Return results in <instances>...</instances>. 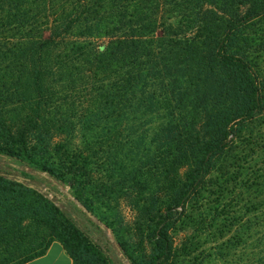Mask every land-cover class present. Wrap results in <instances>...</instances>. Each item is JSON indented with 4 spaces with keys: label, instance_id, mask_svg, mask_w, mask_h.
<instances>
[{
    "label": "trees",
    "instance_id": "1",
    "mask_svg": "<svg viewBox=\"0 0 264 264\" xmlns=\"http://www.w3.org/2000/svg\"><path fill=\"white\" fill-rule=\"evenodd\" d=\"M0 190L72 264H264V0H0Z\"/></svg>",
    "mask_w": 264,
    "mask_h": 264
},
{
    "label": "crops",
    "instance_id": "2",
    "mask_svg": "<svg viewBox=\"0 0 264 264\" xmlns=\"http://www.w3.org/2000/svg\"><path fill=\"white\" fill-rule=\"evenodd\" d=\"M49 222V213L33 196L0 190V264H72L58 242L47 246ZM45 247L42 255L23 262Z\"/></svg>",
    "mask_w": 264,
    "mask_h": 264
},
{
    "label": "rangeland",
    "instance_id": "3",
    "mask_svg": "<svg viewBox=\"0 0 264 264\" xmlns=\"http://www.w3.org/2000/svg\"><path fill=\"white\" fill-rule=\"evenodd\" d=\"M64 192L68 191L67 187L62 188ZM127 211H125L126 214ZM108 235L112 238L111 233L108 231ZM246 255H230L226 259L218 260L217 262H211L210 264H239L242 259L245 258ZM135 257L140 261L142 259V255H135ZM243 261V260H242ZM128 264L127 262H125Z\"/></svg>",
    "mask_w": 264,
    "mask_h": 264
},
{
    "label": "water",
    "instance_id": "4",
    "mask_svg": "<svg viewBox=\"0 0 264 264\" xmlns=\"http://www.w3.org/2000/svg\"><path fill=\"white\" fill-rule=\"evenodd\" d=\"M30 187H32V185ZM87 215L92 218V216L89 212H87Z\"/></svg>",
    "mask_w": 264,
    "mask_h": 264
}]
</instances>
